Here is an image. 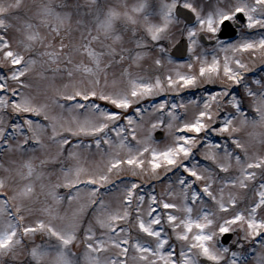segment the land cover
Returning <instances> with one entry per match:
<instances>
[{
  "label": "snow or ice",
  "instance_id": "snow-or-ice-1",
  "mask_svg": "<svg viewBox=\"0 0 264 264\" xmlns=\"http://www.w3.org/2000/svg\"><path fill=\"white\" fill-rule=\"evenodd\" d=\"M0 264H264V0H0Z\"/></svg>",
  "mask_w": 264,
  "mask_h": 264
},
{
  "label": "rangeland",
  "instance_id": "rangeland-1",
  "mask_svg": "<svg viewBox=\"0 0 264 264\" xmlns=\"http://www.w3.org/2000/svg\"><path fill=\"white\" fill-rule=\"evenodd\" d=\"M162 135V134H161Z\"/></svg>",
  "mask_w": 264,
  "mask_h": 264
},
{
  "label": "water",
  "instance_id": "water-1",
  "mask_svg": "<svg viewBox=\"0 0 264 264\" xmlns=\"http://www.w3.org/2000/svg\"><path fill=\"white\" fill-rule=\"evenodd\" d=\"M162 134V133H161Z\"/></svg>",
  "mask_w": 264,
  "mask_h": 264
}]
</instances>
